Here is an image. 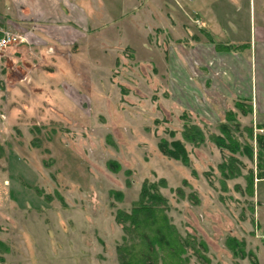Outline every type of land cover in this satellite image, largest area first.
<instances>
[{
  "label": "rangeland",
  "instance_id": "rangeland-1",
  "mask_svg": "<svg viewBox=\"0 0 264 264\" xmlns=\"http://www.w3.org/2000/svg\"><path fill=\"white\" fill-rule=\"evenodd\" d=\"M178 16L186 27L187 14ZM138 24L103 43H135L112 52L101 53L85 39L94 63L79 60L77 85L62 84L70 90V106L14 107L18 100L9 102L8 86L23 72L1 62L3 264H122L117 247L124 231L115 216L131 210L146 181L166 197L175 229L195 237L196 249L185 253L189 264H264V178L255 182L261 119L247 103L227 104L208 85V100L202 90L193 94L188 56H173L174 42L187 41L154 29L142 50ZM199 83L203 88L201 77ZM226 121L241 144L236 151L215 137L224 134L220 124ZM189 124L204 133L199 144L185 138ZM163 139L169 147L182 141L189 160L165 154ZM245 145L253 146V157ZM226 161L232 166H221Z\"/></svg>",
  "mask_w": 264,
  "mask_h": 264
},
{
  "label": "crops",
  "instance_id": "crops-1",
  "mask_svg": "<svg viewBox=\"0 0 264 264\" xmlns=\"http://www.w3.org/2000/svg\"><path fill=\"white\" fill-rule=\"evenodd\" d=\"M182 12L187 14L186 27L179 23ZM119 17H124L122 22ZM139 22L142 50L151 45L147 40L154 29L187 41H173L178 50L173 56H188L193 94L202 90L208 100V85L227 104L247 103L251 115L264 124V0H0V35L13 30L27 38L9 46L0 61L23 72L8 86L9 102L18 100L14 107L19 109L72 105L64 82L77 85L79 60H91L92 67L94 63L89 54L93 48L85 39L94 40L101 53L112 52L116 45L135 43H103L124 36L129 25L138 29ZM200 77L203 88H197ZM0 241H5L2 233Z\"/></svg>",
  "mask_w": 264,
  "mask_h": 264
},
{
  "label": "trees",
  "instance_id": "trees-1",
  "mask_svg": "<svg viewBox=\"0 0 264 264\" xmlns=\"http://www.w3.org/2000/svg\"><path fill=\"white\" fill-rule=\"evenodd\" d=\"M251 109L249 108V112ZM230 118V117H229ZM228 117L227 121L230 120ZM221 123L224 134L215 136L221 146L233 151L240 149L241 144L234 140L229 122ZM264 128V124L258 126ZM185 138L199 144L204 140V133L195 124L185 125ZM250 136L253 132L250 130ZM257 140V177H264V134H255ZM160 149L167 155L183 160H189L184 143L173 140L170 147L166 140L159 143ZM249 157H253V146L245 145ZM232 166L226 161L221 166ZM252 182V180H251ZM253 187V182H252ZM254 188V187H253ZM167 199L160 192L156 183L146 181L140 192V199L132 206L131 210H118L116 221L122 225L124 231L122 243L117 251L122 264H189V257L185 255L190 249H196V241L193 235H182L170 223L166 214ZM1 242V241H0ZM201 247L206 249L204 242ZM197 253V250L195 251Z\"/></svg>",
  "mask_w": 264,
  "mask_h": 264
},
{
  "label": "built area",
  "instance_id": "built-area-1",
  "mask_svg": "<svg viewBox=\"0 0 264 264\" xmlns=\"http://www.w3.org/2000/svg\"><path fill=\"white\" fill-rule=\"evenodd\" d=\"M27 41V38L19 32L5 30L0 35V61L4 55V51L11 45ZM52 51L53 48H50Z\"/></svg>",
  "mask_w": 264,
  "mask_h": 264
}]
</instances>
